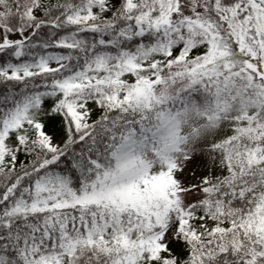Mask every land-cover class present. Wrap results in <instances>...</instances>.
Wrapping results in <instances>:
<instances>
[{
    "label": "snow or ice",
    "instance_id": "snow-or-ice-1",
    "mask_svg": "<svg viewBox=\"0 0 264 264\" xmlns=\"http://www.w3.org/2000/svg\"><path fill=\"white\" fill-rule=\"evenodd\" d=\"M0 264H264V0H0Z\"/></svg>",
    "mask_w": 264,
    "mask_h": 264
}]
</instances>
